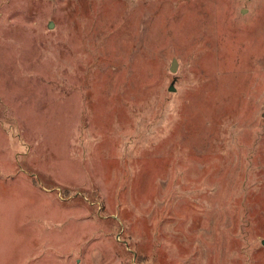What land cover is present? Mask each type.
<instances>
[{
	"label": "rangeland",
	"instance_id": "374dc122",
	"mask_svg": "<svg viewBox=\"0 0 264 264\" xmlns=\"http://www.w3.org/2000/svg\"><path fill=\"white\" fill-rule=\"evenodd\" d=\"M263 240L264 0H0V264Z\"/></svg>",
	"mask_w": 264,
	"mask_h": 264
},
{
	"label": "water",
	"instance_id": "95a60500",
	"mask_svg": "<svg viewBox=\"0 0 264 264\" xmlns=\"http://www.w3.org/2000/svg\"><path fill=\"white\" fill-rule=\"evenodd\" d=\"M51 25H52V24H50L49 26H51ZM176 67H177V62H176L175 59H173V60L171 61V65H170V68H169L170 72H175ZM169 91H174L173 86H170V87H169ZM262 244H264V240L262 241Z\"/></svg>",
	"mask_w": 264,
	"mask_h": 264
}]
</instances>
